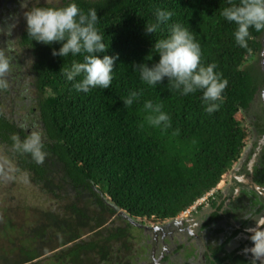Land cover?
<instances>
[{
    "label": "trees",
    "instance_id": "1",
    "mask_svg": "<svg viewBox=\"0 0 264 264\" xmlns=\"http://www.w3.org/2000/svg\"><path fill=\"white\" fill-rule=\"evenodd\" d=\"M63 3L46 1L45 6ZM77 3L85 11L97 9V27L109 42L106 54L118 55L113 80L109 89L77 92L63 73L82 56H53L52 49L60 45L31 41L26 23L16 36L18 47L33 59L34 99L26 106L22 96L9 94L0 103V156L49 204L23 206L21 227L11 224L9 213L5 215L8 252L0 253V264H131L140 230L133 223L165 222L185 213L219 185L249 135L242 111L252 102L254 89L246 63L259 52L264 31L250 28L248 47H239L233 37L236 25L220 15L227 0ZM43 4L44 0H34L29 7ZM157 8L170 10L172 18L156 33L146 34L144 25L155 21ZM177 22L195 33L201 62H214L228 80L213 113L205 111L200 91L181 95L167 78L153 88L132 70L134 63L158 60L153 56L149 61L152 45ZM130 91L142 95L125 108L121 100ZM16 97L23 102L20 108ZM146 100L163 105L171 127L161 131L147 123ZM21 124L43 132L47 153L43 163L14 149L12 136L25 135ZM0 169L3 174L5 168ZM30 213L33 225L26 219ZM13 230L24 231L22 243L14 239Z\"/></svg>",
    "mask_w": 264,
    "mask_h": 264
},
{
    "label": "clouds",
    "instance_id": "2",
    "mask_svg": "<svg viewBox=\"0 0 264 264\" xmlns=\"http://www.w3.org/2000/svg\"><path fill=\"white\" fill-rule=\"evenodd\" d=\"M30 0H22L21 7L26 11L23 17L26 23L27 36L31 41L51 45L58 43V49H52L53 56L62 58L82 56V60L73 59L70 66L64 70L67 81L74 82L77 92L88 93L93 88L109 89L113 80L114 63L118 55H107L109 42L105 43V34L97 27V9L87 11L79 7L77 0H64L60 6H30ZM155 21L145 23L146 34H154L162 24L168 23L173 13L170 10L157 8ZM220 15L228 22L236 25L233 37L241 48L248 47L249 29L256 32L264 31V0H227ZM15 23L8 25V31L0 34L10 36ZM151 59L158 56L154 63L141 62L132 65L133 72L139 74L143 83L156 88L167 78L168 85L181 95H189L200 91L205 111L213 113L219 109L217 101L222 100V94L228 86V80L222 73L216 71L217 65L201 62V46L195 33L189 27L177 22L170 25L168 35L155 40L151 48ZM11 60L0 51V90H7L9 82L6 75L10 70ZM81 79L77 80L76 78ZM142 93L130 91L121 101L125 108L138 102ZM147 123L161 131L171 127V118L163 110V105L154 104L151 100L143 103ZM23 138L19 134L12 136L13 147L17 152L30 154L36 163L41 164L46 158L44 134L33 130L26 124H21ZM264 195V194H261ZM256 209H250L242 219L252 221L246 228L250 233L248 239L252 242L250 248L243 249L251 253L253 264L264 260V213L256 215ZM184 214V213H183Z\"/></svg>",
    "mask_w": 264,
    "mask_h": 264
},
{
    "label": "flooded vegetation",
    "instance_id": "3",
    "mask_svg": "<svg viewBox=\"0 0 264 264\" xmlns=\"http://www.w3.org/2000/svg\"><path fill=\"white\" fill-rule=\"evenodd\" d=\"M33 3L30 0L29 5ZM21 4L22 0H0V31L16 25L10 36L0 34V51L11 60L6 75L9 88L0 90V103L10 94L12 98L22 96L29 103L26 106H31L33 59L18 47L16 37L25 24L22 13L26 9ZM259 41V52L246 63L254 89L252 102L242 111L244 121L247 118L250 123L249 128L243 124L249 135L240 157L227 172L228 180L173 220L133 223L140 230L131 264H253L251 253L243 252L252 246L246 231L252 221L242 217L250 209H256L257 216L264 213V32Z\"/></svg>",
    "mask_w": 264,
    "mask_h": 264
},
{
    "label": "rangeland",
    "instance_id": "4",
    "mask_svg": "<svg viewBox=\"0 0 264 264\" xmlns=\"http://www.w3.org/2000/svg\"><path fill=\"white\" fill-rule=\"evenodd\" d=\"M39 1H43V0H39ZM51 1L52 0H49V2ZM54 1L55 3H58L59 0H54ZM22 103H23L22 100H19L16 97V107L19 108L22 107L20 106L22 105ZM243 124L246 125V127L248 128L250 127V123L247 120V118H246V122L244 121ZM1 167L5 168V170L3 174H0V253H4V252H8V248H7L8 243H5L3 238L4 228H3L2 220L3 219L5 220L7 218V217L5 218V215L9 213L8 219L11 220V224H15L17 227H21L24 222L23 218H25L24 216H22V212H21V208L23 206L29 205L31 207L40 208L47 206L49 202L44 195L38 193L34 187L32 188V186L25 181L24 176L16 172V169L13 165H8L7 160H4L0 156V168ZM227 180H228V173L223 175L222 181L219 183L218 186L220 185L223 186L224 182H226ZM218 186L216 188H219ZM16 207H19L20 209L19 208L16 209ZM33 216L34 215L30 213L28 216H26V219L29 220L30 222ZM30 223L31 225L34 224L33 222ZM151 225L153 224L151 223ZM12 232L16 234L14 239L18 238L17 240H19V244L22 243V238H23L22 235L24 231L18 230L17 232L16 230H13ZM136 232L134 231L132 232V234H135ZM39 260H43L44 262L46 259L45 257H40ZM47 264H52V262H48Z\"/></svg>",
    "mask_w": 264,
    "mask_h": 264
},
{
    "label": "built area",
    "instance_id": "5",
    "mask_svg": "<svg viewBox=\"0 0 264 264\" xmlns=\"http://www.w3.org/2000/svg\"><path fill=\"white\" fill-rule=\"evenodd\" d=\"M189 212V210H187L185 213H188Z\"/></svg>",
    "mask_w": 264,
    "mask_h": 264
}]
</instances>
